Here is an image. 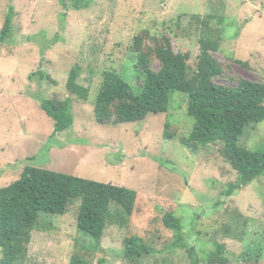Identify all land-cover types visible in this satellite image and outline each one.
Segmentation results:
<instances>
[{
	"label": "rangeland",
	"instance_id": "374dc122",
	"mask_svg": "<svg viewBox=\"0 0 264 264\" xmlns=\"http://www.w3.org/2000/svg\"><path fill=\"white\" fill-rule=\"evenodd\" d=\"M86 2L76 9L74 0H0V30L9 7L14 11L12 35L0 44V187L29 166L125 187L136 192V201L125 224L108 225L97 243L77 232V201L64 215L39 214L24 264H68L75 253L87 264H207L215 243L224 244L226 264H264V176L223 195L237 173L221 157L220 144L181 143L192 126L183 94H172L167 113L133 123L100 125L93 116L104 71L118 72L135 88L141 84L134 37L144 35L145 50L153 38L169 37L193 69L201 53L198 21L212 15L223 19L222 41L212 54L223 74L215 83L264 84V0ZM74 65L81 68L78 82L89 89L88 99H74L72 127L53 134L39 100L68 97L65 83ZM151 69H159L155 59ZM165 123L171 138L163 136ZM237 144L264 148V121L245 128ZM166 212L183 221L181 248H167L173 233L162 224ZM243 221L247 234L241 240L225 234L227 227L240 231ZM131 236L156 252L125 258L123 241Z\"/></svg>",
	"mask_w": 264,
	"mask_h": 264
},
{
	"label": "trees",
	"instance_id": "16d2710c",
	"mask_svg": "<svg viewBox=\"0 0 264 264\" xmlns=\"http://www.w3.org/2000/svg\"><path fill=\"white\" fill-rule=\"evenodd\" d=\"M86 3V0H74L73 4L80 9ZM13 15V8L9 7L0 30V44L12 35ZM198 23L202 27L198 38L201 53L193 69L189 67L188 54L173 51L169 37L153 38L154 45L146 50L142 49L144 35L134 37L133 66L141 84L135 88L118 72L104 71L93 103V116L100 125L133 123L148 114L167 113L172 94H183L186 116L192 120V126L181 143L186 147L221 145V157L237 173L236 182L223 191L229 197L264 176V148L249 150L237 144L245 128L264 121V84L245 79L233 87L216 84L214 80L223 74V69L212 54L219 50L222 41L223 19L212 15ZM152 59L158 61L157 71L151 69ZM80 73V66L71 67L65 83L68 97L39 100L40 107L53 122V134L72 127L73 100L86 102L88 99L89 89L78 82ZM37 74L42 80L50 79L43 73ZM164 127L163 136L171 138L166 131L167 123ZM136 196L135 191L125 187L24 167L17 180L0 187V264H24L39 214L64 215L72 202L77 201V232L97 243L108 225L125 224L133 212ZM233 222L237 229L236 220ZM162 224L173 233L167 248L183 247L182 219L166 212ZM241 225L240 231L227 227L224 232L241 240L247 234L245 221ZM155 252L137 236L123 241V255L127 259L135 260ZM225 253L224 244L215 243L206 256L207 264H226ZM245 255L253 254L248 251ZM68 264L87 262L75 253Z\"/></svg>",
	"mask_w": 264,
	"mask_h": 264
}]
</instances>
